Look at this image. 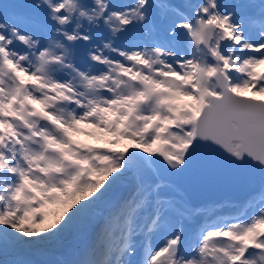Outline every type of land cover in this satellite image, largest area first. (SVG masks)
<instances>
[{
	"label": "snow or ice",
	"instance_id": "snow-or-ice-1",
	"mask_svg": "<svg viewBox=\"0 0 264 264\" xmlns=\"http://www.w3.org/2000/svg\"><path fill=\"white\" fill-rule=\"evenodd\" d=\"M0 264H264V0H0Z\"/></svg>",
	"mask_w": 264,
	"mask_h": 264
},
{
	"label": "rangeland",
	"instance_id": "rangeland-1",
	"mask_svg": "<svg viewBox=\"0 0 264 264\" xmlns=\"http://www.w3.org/2000/svg\"><path fill=\"white\" fill-rule=\"evenodd\" d=\"M63 257L62 256H60V255H57V256H53V257H39V258H36V259H38V260H40V261H45V260H60V259H62Z\"/></svg>",
	"mask_w": 264,
	"mask_h": 264
},
{
	"label": "bare ground",
	"instance_id": "bare-ground-1",
	"mask_svg": "<svg viewBox=\"0 0 264 264\" xmlns=\"http://www.w3.org/2000/svg\"><path fill=\"white\" fill-rule=\"evenodd\" d=\"M97 140V139H96ZM97 141H99V140H97Z\"/></svg>",
	"mask_w": 264,
	"mask_h": 264
}]
</instances>
